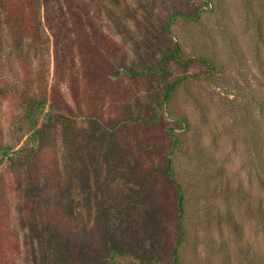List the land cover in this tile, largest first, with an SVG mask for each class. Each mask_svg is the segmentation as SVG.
Returning <instances> with one entry per match:
<instances>
[{
	"label": "rangeland",
	"instance_id": "1",
	"mask_svg": "<svg viewBox=\"0 0 264 264\" xmlns=\"http://www.w3.org/2000/svg\"><path fill=\"white\" fill-rule=\"evenodd\" d=\"M30 100L57 107L40 124L90 242L37 222L6 161L0 264H175L176 247L183 264H264V0H0V146L30 133Z\"/></svg>",
	"mask_w": 264,
	"mask_h": 264
},
{
	"label": "trees",
	"instance_id": "2",
	"mask_svg": "<svg viewBox=\"0 0 264 264\" xmlns=\"http://www.w3.org/2000/svg\"><path fill=\"white\" fill-rule=\"evenodd\" d=\"M178 59H180L179 49L176 51ZM204 60L207 58L202 57ZM109 62H112L111 59H108ZM209 62V61H208ZM123 74L128 75L131 78H136L141 75H145L146 72H137L130 68H123ZM148 72L152 71V68H148ZM181 80V79H180ZM180 80L174 81L167 89L165 103L169 100V97L173 91L177 88ZM46 102L43 100L40 101H29L27 104L26 115V124L28 125L30 133L27 135L22 145L17 149H12L10 146H0V165L6 161H10L12 169H22L25 170L31 179L30 195H33V199L38 202V205L35 204V217L37 222H45L47 225L57 224L56 230L60 234L62 241L72 242L74 241V248L80 249L81 246H87V243L90 242V236L88 229H84L82 225L78 224L76 217L73 214H70V210L65 206V199L63 198V174L59 167V158L56 154V139L53 135H46L44 124H40L43 121H50L53 118V111L57 109L54 103H51L49 110L45 111ZM180 121L187 123L186 118L180 119ZM43 122V123H44ZM170 136L173 138L171 153L179 147L180 137L171 132V129L168 128ZM168 133V135H169ZM21 162L18 164L17 160ZM166 171L172 180L180 188L179 196V207L182 211V215L185 214V190L183 185L179 183L176 173L173 168L172 158H168ZM34 174L39 178H35ZM224 176V175H222ZM225 177V176H224ZM5 190V191H4ZM6 193V182L5 179H2L0 185V194L1 192ZM31 198V199H32ZM35 203V202H34ZM262 205L264 202L262 201ZM5 215L0 218L1 220ZM183 216H181V219ZM82 227V228H81ZM182 231L179 236L177 245L180 246L186 238L187 232L184 225H182ZM77 248V249H76ZM82 255V251L79 256ZM175 264H183L179 260V248L173 252ZM74 262V261H73ZM75 263V262H74Z\"/></svg>",
	"mask_w": 264,
	"mask_h": 264
}]
</instances>
